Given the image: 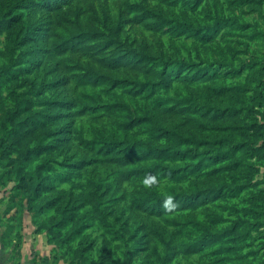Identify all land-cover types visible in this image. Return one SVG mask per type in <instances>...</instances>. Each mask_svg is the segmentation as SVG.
<instances>
[{"label":"rangeland","instance_id":"374dc122","mask_svg":"<svg viewBox=\"0 0 264 264\" xmlns=\"http://www.w3.org/2000/svg\"><path fill=\"white\" fill-rule=\"evenodd\" d=\"M0 231L12 264H264V0H0Z\"/></svg>","mask_w":264,"mask_h":264},{"label":"trees","instance_id":"16d2710c","mask_svg":"<svg viewBox=\"0 0 264 264\" xmlns=\"http://www.w3.org/2000/svg\"><path fill=\"white\" fill-rule=\"evenodd\" d=\"M30 32V30L25 31L24 33V37L28 35V33ZM189 66H191L192 64L189 63ZM174 138L177 139V141L186 138L181 136V134H179L177 131L174 132L173 134ZM186 139H183V141H185ZM110 143H118V145H111L108 146L110 147L109 149L114 150L113 154H111L115 161H117L119 164H125L127 162L130 161H135L137 159L143 158H150L154 159V160H163V159H173L177 156H180L183 153L180 152H176L173 149H171L170 147H162V148H157V147H153V146H145V144L143 142L140 143V146H142V148L140 147H133V148H129L127 147V145H125L124 141H110ZM124 144V145H122ZM121 146V147H120ZM161 168H163L161 166L160 162H155L152 161L151 163H149V166H145L144 168L138 169V174H141V176H145V175H149L152 172H155L157 170H161ZM142 200L139 201V203H141ZM106 257H108V259H111V255L109 252L106 253Z\"/></svg>","mask_w":264,"mask_h":264},{"label":"crops","instance_id":"0c3cea01","mask_svg":"<svg viewBox=\"0 0 264 264\" xmlns=\"http://www.w3.org/2000/svg\"><path fill=\"white\" fill-rule=\"evenodd\" d=\"M8 248H6L3 239L2 232L0 231V264H12L9 259ZM15 264H20L19 260H16Z\"/></svg>","mask_w":264,"mask_h":264}]
</instances>
